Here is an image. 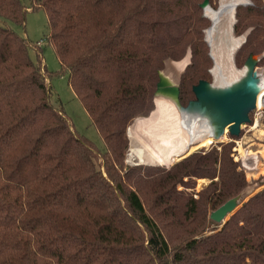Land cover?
I'll return each mask as SVG.
<instances>
[{
  "label": "trees",
  "instance_id": "1",
  "mask_svg": "<svg viewBox=\"0 0 264 264\" xmlns=\"http://www.w3.org/2000/svg\"><path fill=\"white\" fill-rule=\"evenodd\" d=\"M203 2L0 0L3 23L23 28L29 9L45 12L59 63L47 71L41 50L32 59L28 41L0 24V264H264V189L223 224L209 218L248 186L232 142L167 170L124 162L126 130L155 109L166 60L190 53L183 106L193 85L211 82ZM250 3L235 8L234 37L248 31L233 54L238 68L264 52V0ZM66 74L99 149L50 102L46 81ZM201 179L209 183L197 193Z\"/></svg>",
  "mask_w": 264,
  "mask_h": 264
},
{
  "label": "bare ground",
  "instance_id": "2",
  "mask_svg": "<svg viewBox=\"0 0 264 264\" xmlns=\"http://www.w3.org/2000/svg\"><path fill=\"white\" fill-rule=\"evenodd\" d=\"M248 1L219 0L216 10L205 7V14L212 21L211 27L206 30V41L214 61L212 75L216 83L230 80L251 81L254 78L251 72L252 60L240 71L233 65V54L242 41V37L233 35L234 9ZM166 62V73L178 78L188 64V57L179 62ZM142 127L144 131L137 138L134 133ZM128 135L131 138V152L140 164L162 166H168L176 158L182 157L191 150L193 144L200 143L202 146L212 142L201 123L193 116L184 115L162 101L155 102V109L150 116L137 119L128 129Z\"/></svg>",
  "mask_w": 264,
  "mask_h": 264
},
{
  "label": "rangeland",
  "instance_id": "3",
  "mask_svg": "<svg viewBox=\"0 0 264 264\" xmlns=\"http://www.w3.org/2000/svg\"><path fill=\"white\" fill-rule=\"evenodd\" d=\"M248 1V0H247ZM23 4H25L28 7V0H21ZM219 5V0L217 4V8ZM211 8V7H210ZM216 8V9H217ZM212 9V8H211ZM212 9V10H216ZM0 24H4L9 29L13 30L17 35L20 37L26 39L28 43L30 44L31 48L34 50H30V56L32 59H34V51H40L42 52V63L45 66L46 70L55 73L59 70V63L58 60L52 50V47L48 44L47 41V17L45 12L42 9H36L31 10L29 9L26 13L25 17V23L24 27L17 26L10 21H6L3 23V21H0ZM211 26V23H210ZM209 26V27H210ZM208 29V28H207ZM206 29V30H207ZM205 30V31H206ZM248 32V31H247ZM246 32V33H247ZM241 34L240 36H236L237 38L242 37L244 34ZM234 34V33H233ZM235 36V35H234ZM204 39L206 40L205 34ZM243 39V37H242ZM241 43V42H240ZM208 47V55L212 61L211 67L209 69L211 81H214V77L212 75V70L214 67V61L210 55V46L207 43ZM235 54V53H234ZM264 52L256 55V58L259 60L257 63V67L262 69L264 71V61L261 60ZM188 57V65L190 63V53L189 51L185 54V56L181 59ZM180 60V61H181ZM171 61V60H166ZM164 62V68L166 69V63ZM261 61V62H260ZM174 62V61H171ZM179 62V61H177ZM233 65L236 68V70L240 71L242 67L238 68L234 64V56H233ZM184 71V70H183ZM183 73V72H182ZM181 73V74H182ZM181 74L179 76H181ZM178 78L180 79V77ZM47 85L50 87V102L53 105L54 108H62L63 113L65 115V118L67 119L68 123L70 124L72 130L80 137H83L93 143L97 149L102 147V141L100 139V136L96 129L90 124V121L88 119V116L85 112V110L80 105L79 101L76 99L73 91L69 87L67 83V74L62 76H53L50 80L46 81ZM153 102L155 104V101L153 99ZM155 106V105H154ZM154 111V110H153ZM152 111V112H153ZM151 112V113H152ZM146 118V117H145ZM136 118L127 128L126 130V136L128 139V148L125 155V165L130 166H137V165H143V166H152V167H160L164 169H169L175 162L178 160L187 157L189 154H192L193 152L197 151H208L213 146H216L219 143H229L232 144L231 146V153L233 156V160L235 162L240 161V169L243 170L245 174V179L248 182V186L239 194V200L237 204L236 210L241 206V204L247 200V198L251 197L252 195L256 194L260 190L264 189V162L259 166H257L256 171H248L244 170L241 165V158L244 154L249 155V157H253L254 155H262V158L264 159L263 153H262V144H264V115L263 117L258 121L257 125L251 129V124L253 120L252 114H250V120L251 123L247 124L242 127L240 136L236 139H230L228 135L222 136L220 138V142L213 143L212 145H200V143H196L191 145L188 152H186L182 157L176 158L175 161H173L168 166H162V165H150V164H140L135 155L131 152V138L128 135V129L131 128L135 122L137 121ZM141 130H138L134 133V136L139 138V136L142 134L141 131H144V128H140ZM260 152V153H259ZM259 153V154H258ZM178 159V160H177ZM260 162V158L258 157L256 162ZM254 161H251L253 164ZM209 183L206 179H201L197 181L195 192H199L204 186H206ZM178 189H181L182 187L180 185L177 186ZM250 190V193H249ZM190 191V190H188ZM248 193V194H246ZM230 215H228L227 219ZM216 228V227H215ZM219 228V227H217ZM218 230V229H217Z\"/></svg>",
  "mask_w": 264,
  "mask_h": 264
},
{
  "label": "water",
  "instance_id": "4",
  "mask_svg": "<svg viewBox=\"0 0 264 264\" xmlns=\"http://www.w3.org/2000/svg\"><path fill=\"white\" fill-rule=\"evenodd\" d=\"M250 4L249 0L247 3L238 6ZM206 6L210 7L208 0H204L201 4L203 16L208 18L205 14ZM234 23L235 18L233 25ZM246 34L242 36L243 39L237 49L244 42ZM249 60H252L253 80H230L224 83L200 80L192 86L191 91L194 98L189 100L185 106L180 102V79L170 76L165 69L159 70L153 99L155 102L162 101L169 104L184 115L193 116L207 132L212 140L211 143L220 142L223 135L237 138L242 127L251 123L250 114L255 110L258 93L264 88V78L255 70L258 62L255 55H248L242 69ZM238 200L239 195L226 201L210 213V220L217 224H223L228 215H232L236 211Z\"/></svg>",
  "mask_w": 264,
  "mask_h": 264
},
{
  "label": "built area",
  "instance_id": "5",
  "mask_svg": "<svg viewBox=\"0 0 264 264\" xmlns=\"http://www.w3.org/2000/svg\"><path fill=\"white\" fill-rule=\"evenodd\" d=\"M263 56H264V54H263ZM263 56H262V58H263ZM255 70H257L260 73V75L264 78V71H262V69L258 68L256 65ZM251 114L253 116V120H252V124H251L250 128L252 129L257 125L258 121L264 115V89L258 95L257 100H256L255 110ZM212 144L213 143H210L209 145H212ZM241 159H242L241 165H242L244 170H248V171H256L257 170V162H256L257 156L256 155H254L253 157H249V155L244 154ZM251 161H254L253 164L251 163Z\"/></svg>",
  "mask_w": 264,
  "mask_h": 264
},
{
  "label": "crops",
  "instance_id": "6",
  "mask_svg": "<svg viewBox=\"0 0 264 264\" xmlns=\"http://www.w3.org/2000/svg\"><path fill=\"white\" fill-rule=\"evenodd\" d=\"M154 105H155V104H154ZM154 108H155V106H154ZM150 114H151V113H150ZM149 116H150V115H149ZM252 129H253V128H252ZM262 148H263V149H262V153H263V156H264V144H262ZM259 153H260V152H259ZM259 153H258V154H259ZM258 157L260 158V162L257 161V166H259V164L261 165L262 162H264V159L262 158V155H260V156L257 155V158H258ZM257 168H258V167H257ZM249 193H250V190H249ZM246 194H248V193H246Z\"/></svg>",
  "mask_w": 264,
  "mask_h": 264
}]
</instances>
